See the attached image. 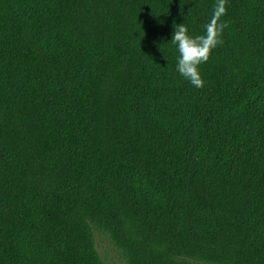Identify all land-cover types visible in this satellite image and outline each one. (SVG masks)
Masks as SVG:
<instances>
[{
    "label": "trees",
    "instance_id": "16d2710c",
    "mask_svg": "<svg viewBox=\"0 0 264 264\" xmlns=\"http://www.w3.org/2000/svg\"><path fill=\"white\" fill-rule=\"evenodd\" d=\"M181 23L227 25L199 89ZM94 233L264 264V0H0V264H105Z\"/></svg>",
    "mask_w": 264,
    "mask_h": 264
},
{
    "label": "clouds",
    "instance_id": "9594fccd",
    "mask_svg": "<svg viewBox=\"0 0 264 264\" xmlns=\"http://www.w3.org/2000/svg\"><path fill=\"white\" fill-rule=\"evenodd\" d=\"M225 27L227 25L224 23L215 28L205 25L203 35L197 36L189 35L184 23L175 25L172 30L170 41L175 44L177 53L175 70L179 76L197 89L204 83L200 76L199 65L207 62L210 51L222 42L219 37Z\"/></svg>",
    "mask_w": 264,
    "mask_h": 264
},
{
    "label": "rangeland",
    "instance_id": "374dc122",
    "mask_svg": "<svg viewBox=\"0 0 264 264\" xmlns=\"http://www.w3.org/2000/svg\"><path fill=\"white\" fill-rule=\"evenodd\" d=\"M94 240L97 253L105 264H124L119 253L105 237L94 233Z\"/></svg>",
    "mask_w": 264,
    "mask_h": 264
}]
</instances>
